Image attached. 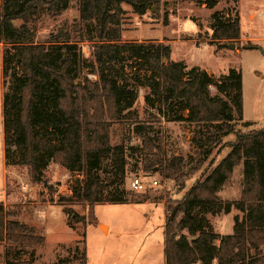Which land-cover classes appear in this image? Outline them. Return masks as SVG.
Instances as JSON below:
<instances>
[{"label":"trees","instance_id":"obj_1","mask_svg":"<svg viewBox=\"0 0 264 264\" xmlns=\"http://www.w3.org/2000/svg\"><path fill=\"white\" fill-rule=\"evenodd\" d=\"M194 1L212 10L220 0ZM159 2L78 0L79 19L91 42L92 61L88 62L80 47L69 41L68 32L59 30L35 39L29 23L54 11L55 0H0L1 71L7 86L2 99L5 164L25 169L33 184L43 183L49 163L78 174L81 179L66 201L87 205L89 221L74 216L84 226L94 220V205L129 203L121 188L127 147L110 143V128L128 121L126 114L138 91L145 89L144 102L158 120L213 126V137L197 132L193 142L199 149L204 150L206 141L230 134L235 137L228 144L227 155L203 180L195 181L174 205L166 204L164 264H264V128L253 129V123L242 122L240 70L230 68L226 74L214 76L172 61L170 47L160 41H122V5L143 16L152 8L157 11ZM230 13H212L211 45L237 46L239 17L237 10L232 16ZM241 48L257 49L250 43ZM82 70H88L94 79L85 75L78 80ZM210 87L216 95L210 94ZM236 121L251 130L236 131ZM144 124L135 121L132 129L144 154V170L161 173L183 190L185 181L201 165L184 171V159L167 158L161 139ZM106 161L114 178L112 190L104 181ZM238 166L242 168L240 197L224 202L218 193ZM232 209L240 215L232 218L231 234L216 233L207 215L229 214ZM17 216L15 209L0 203V242L15 258L6 259L5 264H30L20 255L44 246L45 238ZM73 262L87 263L85 246L80 255L56 264Z\"/></svg>","mask_w":264,"mask_h":264},{"label":"rangeland","instance_id":"obj_2","mask_svg":"<svg viewBox=\"0 0 264 264\" xmlns=\"http://www.w3.org/2000/svg\"><path fill=\"white\" fill-rule=\"evenodd\" d=\"M51 1V0H47ZM56 8L43 15L36 16L29 26L36 38H42L59 30L68 32L70 42L80 47L85 58L91 62L88 33L78 15V0H55ZM63 8V10H61ZM122 22V41L149 42L160 41L170 47L174 60H184L188 66H198L215 76L226 74L230 68L242 74V121L252 122L253 129L264 128V56L257 50L241 48L245 42H238L234 50L211 45V15L227 10L233 15L237 3L220 0L217 6L208 10L194 0H160L158 10L152 8L145 15L138 16L127 5ZM240 31L244 38L255 40L253 45L264 51V0H240L238 3ZM260 13V15H259ZM254 14V20L249 16ZM164 20L166 23L164 24ZM91 36V35H90ZM3 44H0V203L7 209H15L16 219L33 226L37 234L43 235L45 245L25 250L20 258L30 264H56L59 260L71 259L80 255L83 246L86 249V264H162V225L166 222V204L175 201L197 180H203L219 161L229 152L228 144L235 139L230 134L215 141H206L205 148L199 149L193 140L198 139L197 132L213 137L212 125H195L187 122H166L154 116V110L144 102L147 90L140 89L133 108L129 111L128 121L115 123L110 128V143L126 144V173L123 188L129 203L96 204L93 208L94 220L82 225L74 216L84 217L89 221L91 212L84 203H71L72 188L81 177L57 164L49 163L43 174L42 184L29 181L27 171L5 164L3 155L2 99L7 90L1 71ZM239 49L238 52H235ZM215 50L218 51L215 53ZM221 51V52H220ZM94 79L88 70L78 74ZM6 81V79H5ZM210 94L216 95L213 87ZM135 121L145 123L162 141L166 157H182L184 171H189L200 164L199 170L185 181V187H179L161 173L145 171L144 154L140 150L138 136L133 132ZM234 129L247 133L251 128L242 126L241 121L234 123ZM205 136V137H206ZM208 153V154H207ZM104 181L112 190L114 180L109 161L103 163ZM242 168L238 166L228 182L218 193L222 201L233 202L239 199L242 190ZM139 177L148 183L156 179L159 186L146 187L138 193L130 188L129 180ZM235 213L232 209L231 212ZM89 214V217H88ZM219 213L217 232L230 234L232 219ZM233 215V214H231ZM216 216V215H215ZM214 216V217H215ZM210 220L211 215H207ZM233 218V216H231ZM89 219V220H88ZM109 227V231L107 229ZM108 232V233H107ZM216 232V231H215ZM6 245L0 242V264L6 259L15 260L5 251ZM7 255V258H6ZM70 264H79L73 262Z\"/></svg>","mask_w":264,"mask_h":264},{"label":"crops","instance_id":"obj_3","mask_svg":"<svg viewBox=\"0 0 264 264\" xmlns=\"http://www.w3.org/2000/svg\"><path fill=\"white\" fill-rule=\"evenodd\" d=\"M240 1V0H239ZM239 1L237 2V13H238V17H239V24H240V16H239V10H238V3H239ZM259 15H260V13H259ZM254 18H255V16H254V14H251L250 16H249V19L250 20H254ZM256 42L255 40H250V39H248V38H244L243 36H242V33H241V31H240V38H239V40H238V42H245V44L246 43H250L251 45H253L252 44V42ZM163 43V42H162ZM167 45V44H166ZM254 46H256V45H254ZM257 48H258V46H256ZM261 47L262 46H260L259 48L261 49ZM253 50H257V49H253ZM239 51V49H236V51L235 52H238ZM258 51V50H257ZM218 51H215V53H217ZM221 52V51H220ZM170 55H171V53H170ZM171 58V60L172 61H182V62H184V64L186 65V66H188L189 64H187L184 60H174L172 57H170ZM189 68H190V66H188ZM191 67H194L193 65L191 66ZM196 67H198V66H196ZM200 68V67H199ZM204 70V69H203ZM206 71V70H205ZM207 73H209V74H213V73H210L209 71H206ZM214 75V74H213ZM215 76V75H214ZM242 115H243V111H242ZM243 122V121H242ZM246 122H249V121H246ZM250 123H252V122H250ZM231 214H233V215H231ZM234 215H240V213L238 212V211H236L235 210V213H233V211L232 212H230L229 214H224L223 215V217H226V218H228V219H232V217L231 216H234ZM219 220V216H212V217H210V223H211V225H212V227H213V229L216 231V233H218L217 231V221ZM164 225H165V223L162 225V252H163V231H164ZM233 225V224H232ZM107 229H108V231H109V227H107ZM108 233V232H107ZM218 234H220V233H218ZM231 234V233H230ZM220 235H226V234H220ZM163 257H164V254H163ZM162 264H164V260H163V263ZM196 264H200V263H196Z\"/></svg>","mask_w":264,"mask_h":264},{"label":"built area","instance_id":"obj_4","mask_svg":"<svg viewBox=\"0 0 264 264\" xmlns=\"http://www.w3.org/2000/svg\"><path fill=\"white\" fill-rule=\"evenodd\" d=\"M130 188L138 193L144 192L146 187L156 188L159 186V182L156 179H150L148 183L141 180V178L135 176L129 180Z\"/></svg>","mask_w":264,"mask_h":264},{"label":"water","instance_id":"obj_5","mask_svg":"<svg viewBox=\"0 0 264 264\" xmlns=\"http://www.w3.org/2000/svg\"><path fill=\"white\" fill-rule=\"evenodd\" d=\"M225 48H227L229 50H234L235 49V45L234 44H228V45H225ZM257 49H259L262 52L263 56H264V51H262L260 48H257Z\"/></svg>","mask_w":264,"mask_h":264}]
</instances>
